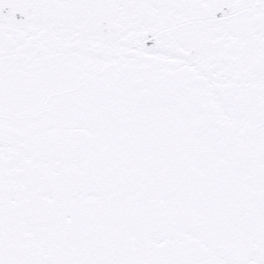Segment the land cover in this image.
I'll return each instance as SVG.
<instances>
[{
    "label": "snow or ice",
    "instance_id": "6c2138e0",
    "mask_svg": "<svg viewBox=\"0 0 264 264\" xmlns=\"http://www.w3.org/2000/svg\"><path fill=\"white\" fill-rule=\"evenodd\" d=\"M0 264H264V0H0Z\"/></svg>",
    "mask_w": 264,
    "mask_h": 264
}]
</instances>
